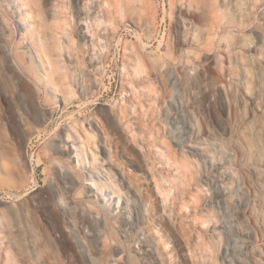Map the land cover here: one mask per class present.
Returning a JSON list of instances; mask_svg holds the SVG:
<instances>
[{
    "label": "rangeland",
    "instance_id": "rangeland-1",
    "mask_svg": "<svg viewBox=\"0 0 264 264\" xmlns=\"http://www.w3.org/2000/svg\"><path fill=\"white\" fill-rule=\"evenodd\" d=\"M0 264H264V0H0Z\"/></svg>",
    "mask_w": 264,
    "mask_h": 264
},
{
    "label": "bare ground",
    "instance_id": "bare-ground-1",
    "mask_svg": "<svg viewBox=\"0 0 264 264\" xmlns=\"http://www.w3.org/2000/svg\"><path fill=\"white\" fill-rule=\"evenodd\" d=\"M26 31V30H25ZM65 46V45H64ZM66 47V46H65ZM67 48V47H66ZM65 48V49H66ZM68 50V49H67ZM67 52V51H66ZM38 53V52H37ZM69 53V52H68ZM30 69L35 72L36 74H38V76L41 79H45L46 77H48V73L46 68H44L43 66V62L41 61L40 57L38 56L37 59L33 58L30 62ZM73 130V129H71ZM68 138H70L72 140V149L75 153V156L78 160V162L81 163L82 161V153H83V149L82 146L79 143L80 138L78 137V133H75V131H71L69 132ZM115 174V173H114ZM111 175V174H110ZM102 179L103 176H101ZM92 178V177H91ZM94 179V177L92 178V180ZM101 178H98L97 181L93 180L95 182V184L99 187V190L104 191V192H108V199H110L113 195V192H111L110 190V186L106 181H103ZM107 180V179H106ZM112 186H116L113 185ZM115 188V187H113ZM117 190V188H115ZM122 194V192L119 191L118 189V194ZM107 197V196H106Z\"/></svg>",
    "mask_w": 264,
    "mask_h": 264
}]
</instances>
